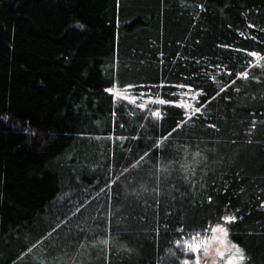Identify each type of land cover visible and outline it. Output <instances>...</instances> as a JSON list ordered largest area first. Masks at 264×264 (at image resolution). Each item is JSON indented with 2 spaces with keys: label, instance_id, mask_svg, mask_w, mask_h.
<instances>
[{
  "label": "trees",
  "instance_id": "obj_1",
  "mask_svg": "<svg viewBox=\"0 0 264 264\" xmlns=\"http://www.w3.org/2000/svg\"><path fill=\"white\" fill-rule=\"evenodd\" d=\"M218 224L264 264V0H0V264H181Z\"/></svg>",
  "mask_w": 264,
  "mask_h": 264
},
{
  "label": "rangeland",
  "instance_id": "obj_2",
  "mask_svg": "<svg viewBox=\"0 0 264 264\" xmlns=\"http://www.w3.org/2000/svg\"><path fill=\"white\" fill-rule=\"evenodd\" d=\"M119 95L121 92H117ZM194 95H190V97H184L186 98L184 102L187 110L193 109L192 107H189L190 102H193ZM219 225V224H218ZM221 228H225L224 224H220ZM215 229V231H213ZM189 241L191 243H202L204 241H207L203 246L207 249V251H201V264H227V261L231 257H235L238 255L235 251V246L233 243L230 242L228 239L227 233L222 231L221 229L217 228L216 226H212L208 229V231L200 236H190L186 237L181 241L182 246L184 247L183 242ZM218 252H223L224 255H217ZM186 256H188L190 264H194L196 254L191 252H186ZM240 261H237V264H239ZM182 264V263H181Z\"/></svg>",
  "mask_w": 264,
  "mask_h": 264
},
{
  "label": "snow or ice",
  "instance_id": "obj_3",
  "mask_svg": "<svg viewBox=\"0 0 264 264\" xmlns=\"http://www.w3.org/2000/svg\"><path fill=\"white\" fill-rule=\"evenodd\" d=\"M251 55L253 56H256L258 55L257 53L253 52L251 53ZM241 76L243 77H247L248 76V73L247 72H244V73H241ZM109 91H111V89H109ZM162 103H164L165 101H161ZM141 107H143V105H141ZM196 111L198 112L199 111V108L196 109ZM155 115L159 116L160 113L157 112L155 113ZM180 125H177V127H179ZM209 199H211V197H209ZM236 219L235 216H227V217H224V220L226 221H234ZM217 228L218 229H221L222 231H224L225 233H227V229L226 228H221L220 225H217ZM213 231H215V229H213ZM177 245H180L181 244V241H176ZM207 243V241H204L202 243H191L189 241H184L183 244H184V247H183V251L184 252H191V253H194L196 254V258H195V261H194V264H201V256H200V253L201 251H207L206 248H204V244ZM235 251L236 253H238L237 256L235 257H231L228 259L227 261V264H237V261H243L245 259V256H244V250L239 248V246H235ZM217 255H224L223 252H218ZM182 264H190V261L189 259H184L182 261Z\"/></svg>",
  "mask_w": 264,
  "mask_h": 264
}]
</instances>
